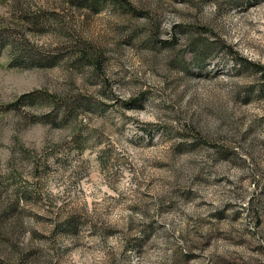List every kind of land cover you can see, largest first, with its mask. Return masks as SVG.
I'll return each instance as SVG.
<instances>
[{
	"label": "rangeland",
	"instance_id": "obj_1",
	"mask_svg": "<svg viewBox=\"0 0 264 264\" xmlns=\"http://www.w3.org/2000/svg\"><path fill=\"white\" fill-rule=\"evenodd\" d=\"M0 45V264H264V0H0Z\"/></svg>",
	"mask_w": 264,
	"mask_h": 264
},
{
	"label": "trees",
	"instance_id": "obj_2",
	"mask_svg": "<svg viewBox=\"0 0 264 264\" xmlns=\"http://www.w3.org/2000/svg\"><path fill=\"white\" fill-rule=\"evenodd\" d=\"M2 47H3V45H0V50H1ZM79 108H81V107H79ZM74 112H75V113H78L77 110H75V111L73 110V111H72V113H74ZM64 114H65L66 116L63 118V120L66 119V117L68 116V113H67V112L64 113ZM69 114H70V113H69Z\"/></svg>",
	"mask_w": 264,
	"mask_h": 264
}]
</instances>
